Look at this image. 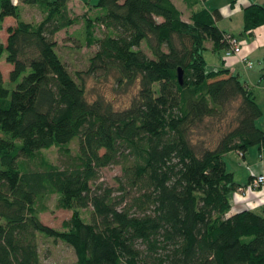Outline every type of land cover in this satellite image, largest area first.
I'll use <instances>...</instances> for the list:
<instances>
[{"label": "trees", "instance_id": "trees-1", "mask_svg": "<svg viewBox=\"0 0 264 264\" xmlns=\"http://www.w3.org/2000/svg\"><path fill=\"white\" fill-rule=\"evenodd\" d=\"M22 1L42 16L22 17ZM94 5L81 13L68 0H0V17L17 16L0 40L12 62L8 78L0 67V264H41V234L71 244L75 264H264V213L233 207L247 182L225 157L264 143L263 107L239 71L207 64L208 39L220 57L228 45L220 8L199 3L187 19L174 0ZM262 21L264 2L247 3L243 29ZM76 22L96 48L86 67L71 69L56 33ZM92 72L136 84L130 101L89 97ZM73 138L72 163L41 151H69ZM115 162L116 184L100 179ZM51 193L72 208L60 226L40 215Z\"/></svg>", "mask_w": 264, "mask_h": 264}, {"label": "rangeland", "instance_id": "rangeland-1", "mask_svg": "<svg viewBox=\"0 0 264 264\" xmlns=\"http://www.w3.org/2000/svg\"><path fill=\"white\" fill-rule=\"evenodd\" d=\"M206 4L213 5L215 3L212 2H229L230 0H204ZM33 14V17L38 16L39 10L37 7L32 8L26 15ZM28 15V16H29ZM241 14H236L232 18L225 16L224 18L219 19V23L223 26H233L237 27L241 21ZM81 22H76L71 24L67 29H60L56 36L58 38L57 48L61 55L64 57L65 61L67 62L68 66L71 69L76 68H83L86 67L88 64V56L94 51L96 48V44H88L84 40V35L81 33L80 26ZM254 35H250L249 31H243V39L241 46L246 48L251 40L256 41L254 45H258V43H262L258 46L259 50L256 55L248 54L253 59V64L249 68L250 80L254 85L255 92L257 99L259 100L260 104L264 106V75H262L261 67L264 66V21L254 26ZM96 32L100 33V27H96ZM259 42H258V41ZM142 45L147 48L144 41ZM223 50V49H222ZM205 55L211 60L219 59L221 56V52L213 51L212 48H205L204 50ZM224 53V51H223ZM230 54H226L224 57H229ZM5 68V66H4ZM86 88L87 94L89 97H94L98 93L103 94L106 98L112 100L115 106H122L127 104L132 95L136 90V84H131L128 87L120 86L116 83L114 76L112 74L103 75L100 73H88L86 74ZM8 78V74L5 75ZM257 122L263 124L264 122V111L260 114L257 118ZM68 148L52 144L47 147L42 148V152L45 156L49 159L53 160L54 162L64 165L72 163L76 155V151L78 149V140L77 138H73L68 142ZM251 155L259 157V150H258V143H251L248 148ZM247 150V152H248ZM238 153V152H237ZM228 159H233L232 155H226ZM235 158V157H234ZM121 172V164L118 162L109 163L100 167V179H103L105 182L116 184L115 174ZM262 191H264V187L258 185L257 187ZM240 194H245L239 192ZM47 207L40 211V215L43 220L49 222L53 225L60 226L62 223V219L64 217H68L71 212L72 208L67 206H58L56 205V193H51L49 196L46 197ZM259 203H256L252 207L256 210H260L264 213V201H261L259 198ZM236 208L235 205H233ZM87 213V209L84 211ZM39 240V249L41 253V264H75L76 259V252L75 249L71 244L68 242L57 239L56 241L53 240L52 236H47L41 234L38 237Z\"/></svg>", "mask_w": 264, "mask_h": 264}, {"label": "crops", "instance_id": "crops-1", "mask_svg": "<svg viewBox=\"0 0 264 264\" xmlns=\"http://www.w3.org/2000/svg\"><path fill=\"white\" fill-rule=\"evenodd\" d=\"M97 0H68V4L69 6L77 11V12H84L85 10H89L90 12L94 11L96 8V5H94V3ZM176 2V4L181 8L182 10V15L185 18H189L190 14H191V10L194 6L198 5L199 3H204L205 5H207L209 8H213V7H219L220 11L222 12V16L220 18L217 19V23L219 24L220 27H222L225 30H229L232 31L234 33H236L237 35H239L242 39H243V31H249L248 33L250 35H254L255 31H254V27L252 30H247V29H243V8L244 6L249 3L250 1L253 0H230L229 2L224 1V2H212L215 3L213 5H208L205 3L204 0H174ZM254 1H261L264 2V0H254ZM37 7L39 10V14L36 17H33L31 14V16L26 15V13H28L32 8ZM236 14H241V21L240 24L237 25V27H233V26H222L219 23V19L224 18L225 16H228L230 18H232L234 15ZM20 15L24 18L27 19H38L42 16V10L40 8V6L37 3L34 2H25L22 1L20 3ZM17 16L15 14L12 13H7L5 14L3 17H0V40L5 41L7 39L8 36V25L9 24H13L16 22ZM243 36V37H242ZM258 41V40H257ZM256 42V41H255ZM254 41L251 40L250 44L246 47V48H241L239 54H252V55H256L259 48L258 46L261 45L262 43H258V45H254L255 43ZM207 43V47L206 48H212L213 51H216L215 49H213L212 47V41L210 39H208L206 41ZM225 47L223 48V55L222 57H220L219 59H213L211 58V60L209 61V59L206 57L207 60V64L209 66H219V65H227L230 66L232 70L234 71H239L241 76H243L254 88L253 83L250 80V74H249V68L248 66L244 65V63L240 60L239 54L238 53H230L229 57H224L225 54ZM5 66V68H4ZM0 67L3 71V74L6 75L9 73L10 68L12 67V62L8 61L5 57V54L0 56ZM261 72L262 75H264V66L261 67ZM255 91V88H254ZM256 95V92H255ZM257 98V96H256ZM258 100V99H257ZM259 101V100H258ZM263 107V111H264V106ZM264 125V122L263 124ZM249 148V147H248ZM248 148L245 150L244 155H240L239 152L237 151V149L235 148H231L229 150H227L225 152V157H226V163L227 166L232 169L235 178L240 181L241 183H246L250 180L251 175L253 174V171H264V143L262 144H258V150H259V157H256L254 155H251V152H249ZM248 150V152H247ZM238 152V153H237ZM227 154L232 155L233 159H228L227 158ZM235 157V158H234ZM233 196H232V202L233 205H235L236 207H242V206H246V205H250L253 206L256 203H259L258 198L261 201H264V191H262L259 188H253V187H247L246 189V193L240 194L236 188L233 191Z\"/></svg>", "mask_w": 264, "mask_h": 264}, {"label": "built area", "instance_id": "built-area-1", "mask_svg": "<svg viewBox=\"0 0 264 264\" xmlns=\"http://www.w3.org/2000/svg\"><path fill=\"white\" fill-rule=\"evenodd\" d=\"M224 35L226 39L228 40V45L225 47V54H230V53H238L240 52L242 46V38L237 35L236 33L229 31V30H224ZM240 60L244 63V65L250 67L253 64V59L245 53L239 54ZM240 155H244V150L239 149L238 150ZM252 177L246 184H241L238 186V191L245 193L247 187H257L258 185H264V171H253V174L251 175Z\"/></svg>", "mask_w": 264, "mask_h": 264}, {"label": "water", "instance_id": "water-1", "mask_svg": "<svg viewBox=\"0 0 264 264\" xmlns=\"http://www.w3.org/2000/svg\"><path fill=\"white\" fill-rule=\"evenodd\" d=\"M178 76H179V79L182 80V77H183V69L181 66L178 67Z\"/></svg>", "mask_w": 264, "mask_h": 264}]
</instances>
